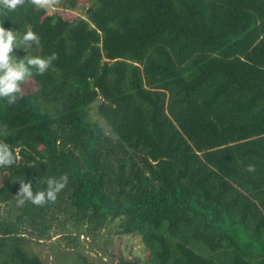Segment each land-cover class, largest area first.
I'll list each match as a JSON object with an SVG mask.
<instances>
[{
    "label": "trees",
    "instance_id": "obj_1",
    "mask_svg": "<svg viewBox=\"0 0 264 264\" xmlns=\"http://www.w3.org/2000/svg\"><path fill=\"white\" fill-rule=\"evenodd\" d=\"M84 2L71 21L0 8L6 30L38 35L33 55H58L15 105L0 98L16 156L0 168V264H46L28 240L67 205L87 233L139 236L148 264H264V0ZM64 174L55 202L18 205L21 180Z\"/></svg>",
    "mask_w": 264,
    "mask_h": 264
},
{
    "label": "rangeland",
    "instance_id": "obj_2",
    "mask_svg": "<svg viewBox=\"0 0 264 264\" xmlns=\"http://www.w3.org/2000/svg\"><path fill=\"white\" fill-rule=\"evenodd\" d=\"M87 6V2L80 0L74 11L63 10L56 6L50 11L64 20L71 21L76 16H82ZM33 90L34 86L29 78L22 85V94ZM90 114L104 133L112 138V144H116L115 138L103 120L98 119L94 109ZM5 181L6 174L0 173V188L4 186ZM0 218L9 220L6 208L2 206H0ZM116 229L115 223H108L97 233H87L84 222L78 218L75 210L67 205L53 218L48 236L37 242L29 239L27 247L39 255L46 264H148L147 253L140 237L119 236L116 234Z\"/></svg>",
    "mask_w": 264,
    "mask_h": 264
},
{
    "label": "clouds",
    "instance_id": "obj_3",
    "mask_svg": "<svg viewBox=\"0 0 264 264\" xmlns=\"http://www.w3.org/2000/svg\"><path fill=\"white\" fill-rule=\"evenodd\" d=\"M29 3L37 9H54L58 0H0V8L15 11L19 6ZM33 45H39V37L31 29L26 31L22 37L14 30H6L0 25V98L6 99L8 105H15L21 98L22 85L33 75H43L58 59L56 53L46 57L33 55ZM13 49H22L27 53L22 59L13 54ZM18 151V150H17ZM16 162L13 148L6 142L0 141V168L10 167ZM246 172L256 171L254 164L245 168ZM69 177L67 174L59 178L50 177L46 180V189L33 191L31 181L19 182V190L16 194L19 206L30 202L36 206H43L48 202H55L58 194L66 187Z\"/></svg>",
    "mask_w": 264,
    "mask_h": 264
}]
</instances>
